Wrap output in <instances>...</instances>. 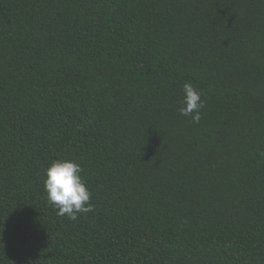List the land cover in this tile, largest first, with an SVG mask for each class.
Returning <instances> with one entry per match:
<instances>
[{"label":"trees","instance_id":"trees-1","mask_svg":"<svg viewBox=\"0 0 264 264\" xmlns=\"http://www.w3.org/2000/svg\"><path fill=\"white\" fill-rule=\"evenodd\" d=\"M0 236V264H264V0H0Z\"/></svg>","mask_w":264,"mask_h":264},{"label":"clouds","instance_id":"clouds-1","mask_svg":"<svg viewBox=\"0 0 264 264\" xmlns=\"http://www.w3.org/2000/svg\"><path fill=\"white\" fill-rule=\"evenodd\" d=\"M182 91V106L178 112L198 123L201 118L200 110L204 107L202 94L190 83H184ZM82 171L80 164L71 159L53 160L45 170L44 188L48 203L57 209L58 215H66L71 220H76L78 214L93 211L91 192L81 176Z\"/></svg>","mask_w":264,"mask_h":264}]
</instances>
